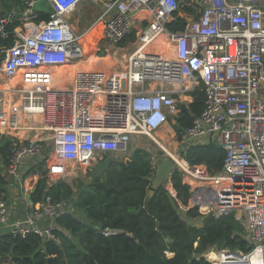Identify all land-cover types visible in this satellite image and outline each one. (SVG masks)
<instances>
[{"label":"built area","instance_id":"built-area-1","mask_svg":"<svg viewBox=\"0 0 264 264\" xmlns=\"http://www.w3.org/2000/svg\"><path fill=\"white\" fill-rule=\"evenodd\" d=\"M17 1L0 13V38L13 39L11 46L0 47V68L8 81L0 87V133L13 139L7 172L16 175L24 161L47 148L41 160L56 178L66 177L58 171L61 165L85 171L115 153L129 162L132 139L152 138L179 114L182 103L175 95L201 88L204 108L191 127L179 131L181 148L220 147L221 172L189 165L182 151L166 157L183 174L193 207L243 219L248 252L217 247L210 259L206 252L213 246L197 259L264 264V0H189L185 7L193 13L183 11L179 0ZM40 1L47 2V11L34 9ZM87 1L103 2L91 29L103 27L102 40L109 39L105 54L114 52L136 21L145 25L121 72L78 69L65 86L69 73L64 70L84 60L81 39L90 31L79 34L70 17ZM179 12L191 22L181 32L168 31ZM160 37L165 44L147 51ZM22 130L41 134L19 142L13 133ZM64 210V203L45 197L25 218L9 221L7 195L0 188V229L7 226L13 237L31 234L55 242V219ZM118 233L102 231L105 237Z\"/></svg>","mask_w":264,"mask_h":264},{"label":"trees","instance_id":"trees-1","mask_svg":"<svg viewBox=\"0 0 264 264\" xmlns=\"http://www.w3.org/2000/svg\"><path fill=\"white\" fill-rule=\"evenodd\" d=\"M183 11L193 13L186 7ZM185 26L186 21L175 15L166 29L181 32ZM135 40L136 32L132 30L119 46ZM12 44L11 37L0 38V47ZM88 57L83 62L85 68L81 69L92 66L100 69L110 61L109 56L102 60L91 54ZM190 96L192 102L188 106L177 105L179 114L174 119L184 130L191 127L204 108L201 88ZM12 146L13 139L0 133V160L5 167L12 156ZM182 156L189 165H202L209 174H216L222 170L225 155L220 147L208 144L190 146L182 151ZM44 164L40 161L29 170L39 176L31 203L35 205L45 197L56 203L71 201L73 212L65 208L55 219V242L44 243L31 234L24 238L1 235L0 264H63V261L65 264H211L198 260L197 256L215 245L248 252L243 226L234 214L215 217L212 213L203 214L197 206L188 208L191 194L179 172L175 171L170 178L172 191L164 185L155 187L152 155L144 150L136 149L129 162L112 164L101 177H91L86 187L82 188V182L77 181L74 185L79 190L77 195L70 185L61 181L49 186L46 170L42 171ZM78 169L68 168L65 172L70 177ZM193 219H201V226L189 223ZM107 230L120 233L105 237L102 231Z\"/></svg>","mask_w":264,"mask_h":264},{"label":"rangeland","instance_id":"rangeland-1","mask_svg":"<svg viewBox=\"0 0 264 264\" xmlns=\"http://www.w3.org/2000/svg\"><path fill=\"white\" fill-rule=\"evenodd\" d=\"M102 1L106 2L107 0H102ZM103 2L102 3L98 2L97 5H93L92 2L87 1L82 6L75 9L73 15L70 17V23L76 27L77 32L79 34H82L85 31L89 30V28L92 26V24L95 22L97 17L102 12ZM179 2H180V4H179L180 6L185 7L188 4L189 0H179ZM101 30H102L101 27H95L92 30L88 31V33L86 35H84V37L82 38V44L85 47V53H86L85 58L87 57L86 59L89 58L88 56L90 54L93 56L95 55L96 57H100L102 55H105L104 54L105 52L104 51L102 52L99 49V45L102 43V40H100L101 37L99 36V32L101 33ZM134 31H137V30H134ZM136 42L137 41H135L134 43H128L124 46H118V47L116 46L115 47L116 50L115 51L113 50L116 53V56L114 57V59H110V61L107 65L108 66L116 65V67H120V63L117 60V59H119L118 55L130 54L135 49V43ZM160 42L161 41L159 40V43ZM157 43H158V41H156L152 46H150L147 49V51L155 52ZM85 58H84V60H85ZM83 61H81L78 65H75V67L66 68L64 71L72 74L73 71H75V69H77V68H85ZM123 65H124V63H123ZM121 66H122V64H121ZM104 67L105 66L101 67V69H104ZM117 69H119V68H117ZM70 83H71V81H70V79H68L64 85L69 86ZM167 128H168L170 134L165 132V133H160V135H159L162 139H165L164 141H166V142L164 143V145L161 144L158 136L154 134L152 138L137 137L136 139H132V143H131L132 145L131 146L133 147L134 151L137 149V150H144V151L150 153L152 155L153 163L156 166L157 165V159L160 157H166V152L168 154H171V155H177L182 151L179 131H177L175 128L171 127L170 123L167 124ZM166 138H167V140H166ZM153 139H154V141H153ZM42 154H43V156H45L46 152L44 151ZM105 157H107V156H104L103 159ZM120 157L122 158L123 155H121ZM118 159H119V157H117V160ZM72 168H73V166H70V169H72ZM44 170H46L45 177L47 178L48 184L52 185V184L57 183L58 181L63 180L68 185H71L74 188V190H76V192L79 191L74 186L77 181L80 180L82 182V188H83V187H86L92 181L91 177H93L89 173V169H86L85 171H83L82 168H79L77 171V175L74 174L75 176L68 177L66 174L65 175L66 177H60V178L54 177V174L52 175L50 173L46 164H44L42 171H44ZM65 173H67V172H65ZM179 174H180V177H181L183 184H186V181H185V178L183 177V174L182 173H179ZM165 188L169 191H172L170 184H168V185L166 184ZM192 207H193L192 202H191V200H189L188 208H192ZM202 213L203 214H209V213H212V211H207V212H202ZM189 223H191L197 227H200L201 226V219H193V220L189 221ZM240 223L242 224L243 229H244V222H243L242 218H240ZM244 235H245V229H244ZM252 261L254 262V260H252Z\"/></svg>","mask_w":264,"mask_h":264},{"label":"crops","instance_id":"crops-1","mask_svg":"<svg viewBox=\"0 0 264 264\" xmlns=\"http://www.w3.org/2000/svg\"><path fill=\"white\" fill-rule=\"evenodd\" d=\"M17 4H18L17 0H0V13H4L5 11L8 10V8L10 6H15ZM102 12H103V9H102ZM177 15L179 17H181L182 12H179ZM141 25L143 26V25H145V23L141 24L140 22L136 21V23L134 25V30L138 31L139 28L141 27ZM96 27H101V29H102L101 33L99 32V36L101 37L100 40H102L103 39V27L101 25H97ZM89 29L92 30L91 27ZM137 31H135V32H137ZM102 41H104V40H102ZM118 46H119V44L117 45V47ZM107 47L108 46L106 44H104L103 49H100V47H99V49L103 52V51H105V49ZM115 50H116V48L114 49V51ZM108 56L110 57V59H114V57L116 56V53L110 52L109 54H105V55L100 56L101 58L96 57V56L95 57L102 60ZM127 56H128V54L118 55L119 59H117V60L120 63V67H116V65L108 66L106 64V65H104L105 66L104 69H107L110 73H116L119 71L121 72L124 69L123 63L125 62ZM86 60H84V61H86ZM121 64H122V66H121ZM72 67H75V66H72ZM117 68H119V69H117ZM79 69H81V68H79ZM77 70L78 69H75V71H77ZM75 71H73V72H75ZM70 75H72V74H70ZM6 82H8V81H7L6 77L3 75L2 70L0 68V87L5 85ZM190 93H192V92H190ZM190 93H189V95H187V94L178 95V96L175 95L177 100H178V103H182L185 106H188L192 102V98L190 96ZM172 120H174V119L170 118L169 123H170L171 127L175 128L171 123ZM25 123L28 124L29 119L26 120ZM165 132L169 133L167 125L162 126V128L158 132L155 133V135L158 136L162 145H164V143L166 141H164L165 139H162L159 135H160V133H165ZM13 134L15 136H17V140L19 142H26L30 139H36L37 137H39L41 132L34 133V132L22 130V131H19L18 133H13ZM3 135L7 136L8 134H3ZM9 136H11V135H9ZM133 139H136V138H133ZM166 140H167V138H166ZM47 151H48V148L45 150L46 154H47ZM113 155L115 156L117 162H123V157L121 158L120 157L121 155L119 153H117V154L115 153ZM42 156H43V154H42ZM42 156H40L36 159H30L28 161H24L22 163V167H21L20 171L16 175H10L7 172L5 165L0 160V188H2L6 192V195H7V208H8V219H9V221L23 219L28 214H30L31 211L33 210L35 205H33L32 203L30 204L27 197L31 193V191L35 188V185L39 179V176L29 172V170L31 168L36 167L37 163L42 161L41 160ZM117 157H119L118 160H117ZM68 168H70V167H66V166L61 165L60 168L58 169V171L61 173H64L65 170ZM48 185L50 186L51 184H48ZM72 189H73L74 194L77 195L78 191L76 192V190H74L73 187H72ZM65 208H68V209H70V211L72 210V212H73V209H71V206L65 207ZM4 234H9L7 226L2 227L0 229V236L4 235Z\"/></svg>","mask_w":264,"mask_h":264},{"label":"water","instance_id":"water-1","mask_svg":"<svg viewBox=\"0 0 264 264\" xmlns=\"http://www.w3.org/2000/svg\"><path fill=\"white\" fill-rule=\"evenodd\" d=\"M49 8L47 2L45 1H40L37 4H35L34 9L35 10H42V11H47ZM4 14V13H1ZM192 19H187L186 21L189 23L191 22ZM109 39H105L104 41H102V43L100 44V49H103V45L108 43ZM172 125L178 129L179 131H182L183 129L180 128L177 125L176 120H172L171 121ZM116 163V158L114 155H108L107 157H105L103 160H99L95 163H93L88 169H89V173L95 177V178H99L101 177L108 169L109 167ZM175 172L174 166L172 164V162L167 158V157H160L157 159V165L155 167V172H154V178H153V185L155 187H159L161 185H165L170 184V178L172 176V174ZM61 183H65V181L61 180ZM171 185V184H170ZM166 189V188H165ZM34 192V189L31 191V193L28 195V201L31 204V194ZM70 202L71 201H67L66 203H64L65 207H69L70 206ZM72 212V210H71ZM97 228H101L100 224H97ZM218 245H215L214 248H217ZM60 254L61 256H63V251L60 250ZM51 262V259H48V263ZM63 264H65V261H63Z\"/></svg>","mask_w":264,"mask_h":264},{"label":"bare ground","instance_id":"bare-ground-1","mask_svg":"<svg viewBox=\"0 0 264 264\" xmlns=\"http://www.w3.org/2000/svg\"><path fill=\"white\" fill-rule=\"evenodd\" d=\"M159 40L161 41L160 43H159ZM158 43L157 44H161V45H164L165 44V40H164V38L163 37H160L158 40ZM81 43H82V39H81ZM84 51H85V47H84ZM87 58V57H86ZM86 58H85V60H86ZM77 69H79V68H77ZM62 70H59L58 72L60 73ZM67 78L68 79H70L71 78V76H70V73L69 74H67ZM65 82H66V80H65ZM65 82H64V84H65ZM74 167V166H73ZM206 254H208L209 256H214V247H213V249H210V250H208L207 252H206ZM254 262H255V260H254ZM251 264H253V262H252V260H251ZM254 264H256V262L254 263Z\"/></svg>","mask_w":264,"mask_h":264},{"label":"flooded vegetation","instance_id":"flooded-vegetation-1","mask_svg":"<svg viewBox=\"0 0 264 264\" xmlns=\"http://www.w3.org/2000/svg\"><path fill=\"white\" fill-rule=\"evenodd\" d=\"M103 159V158H102ZM86 169H88V168H86Z\"/></svg>","mask_w":264,"mask_h":264}]
</instances>
